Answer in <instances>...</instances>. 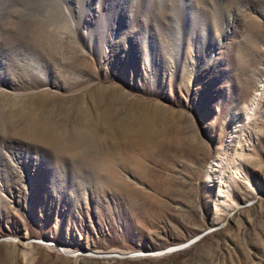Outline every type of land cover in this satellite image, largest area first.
Returning <instances> with one entry per match:
<instances>
[{
  "label": "rangeland",
  "instance_id": "374dc122",
  "mask_svg": "<svg viewBox=\"0 0 264 264\" xmlns=\"http://www.w3.org/2000/svg\"><path fill=\"white\" fill-rule=\"evenodd\" d=\"M263 78L256 1L0 0V264H264Z\"/></svg>",
  "mask_w": 264,
  "mask_h": 264
},
{
  "label": "bare ground",
  "instance_id": "6f19581e",
  "mask_svg": "<svg viewBox=\"0 0 264 264\" xmlns=\"http://www.w3.org/2000/svg\"><path fill=\"white\" fill-rule=\"evenodd\" d=\"M232 1H234V0H232ZM250 1H252V2H257L258 4L260 3L261 4V9H262V11L264 12V0H250ZM258 38V37H257ZM6 42V41H5ZM260 43V42H259ZM262 43V42H261ZM11 47V46H10ZM22 65H20V64H18V65H16V66H14L13 67V69H12V74H14L15 75V73H16V71H17V68H21L22 69V67H21ZM23 73V72H22ZM21 73V71H20V74H22ZM19 74V75H20ZM259 93H257L254 97H253V99L251 100V103L250 104H247V105H245L244 107H243V109H242V112L243 113H245L247 116H249L250 115V111H251V109H253L254 108V106H256V105H258L259 103H260V101L262 100V98H263V96H264V78H263V80L261 81V84L259 85ZM235 174H237L238 176H242L243 175V172H242V170L241 169H236L235 170V172H234ZM229 190H230V188H228L227 189V192L229 193ZM135 255H137V254H135Z\"/></svg>",
  "mask_w": 264,
  "mask_h": 264
},
{
  "label": "water",
  "instance_id": "95a60500",
  "mask_svg": "<svg viewBox=\"0 0 264 264\" xmlns=\"http://www.w3.org/2000/svg\"><path fill=\"white\" fill-rule=\"evenodd\" d=\"M194 241H188V242H185L184 244L182 245H178L176 247H172V248H168L166 250H163L161 252H158L156 253L155 255H164V254H169V253H173V252H176V251H179V250H183V249H186L188 248ZM98 257H110V256H116V255H110V254H98L97 255ZM130 256H134V255H130Z\"/></svg>",
  "mask_w": 264,
  "mask_h": 264
}]
</instances>
